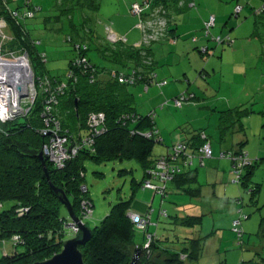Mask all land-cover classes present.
I'll use <instances>...</instances> for the list:
<instances>
[{
  "label": "trees",
  "instance_id": "obj_1",
  "mask_svg": "<svg viewBox=\"0 0 264 264\" xmlns=\"http://www.w3.org/2000/svg\"><path fill=\"white\" fill-rule=\"evenodd\" d=\"M145 2L151 3V6L145 9V15L151 14L159 6L167 11L170 17H167L170 34L172 31L170 22H173L170 9L180 0H146ZM263 5L264 1L253 10L255 16L264 17V11H260ZM27 6L25 4L22 10L11 12L7 8L6 0H0V19L6 21L13 36L11 41L3 40L2 52L5 54L6 50H9L6 53L10 52L9 54L15 56L20 55L21 52L27 53L35 73L37 91V98L29 114L9 122H0V243L4 247L10 246L9 250L5 248L0 264H33L37 261H44L59 253L63 243L67 241V220L62 216V210L65 207L59 200L60 194L57 195L48 183L43 165L38 158L51 140L44 136V130L58 126V135L66 139L65 146L68 148H75L79 143L82 145L81 143L85 142L82 149L64 169H58L50 160L46 164L52 184L66 193L76 215L84 222L92 218L94 214V206L85 183L87 162L104 164L116 161H136L144 176L140 184L132 180L133 188L148 189L144 188V184L146 181H151L158 187H165L162 190L158 189L159 192L153 190L155 194L165 198L172 184L176 190H181L192 198H198L200 190L193 187L198 182L197 173L190 170L191 166H186V163L188 157L202 158L201 149L210 140L203 131L191 134L190 139L182 141L187 148L185 154L175 161L174 153L171 151L173 146L169 148L164 145V141L159 142L161 140L159 134L151 138L145 137V133L157 130L153 113L141 115L136 111L134 94L129 88L138 84L145 87L158 83L154 78L153 44L147 47H136L128 41L126 44H109L106 34L104 36L95 34V23L92 19L90 20L85 10L98 12L99 3L96 0H74L72 5L65 0V5L60 6L56 3V6L63 12L62 14L70 19L72 34L66 38V42L72 45L75 56L70 61L65 79L60 76H50L45 71L37 72L32 62L35 44L30 42L21 24L22 20L30 19L25 16ZM239 6L242 8L240 13H235V7L232 18L240 17L244 8L242 5ZM78 9L83 14V21L80 24L74 22L71 17L72 12ZM13 13H17V16L13 17ZM35 17L36 15L33 18ZM205 24L204 31H206ZM215 26L216 21L211 30ZM211 30L210 35H205L207 39H211L217 45L227 42V39L220 36L222 42L219 43L217 41L219 36H213ZM204 48L207 49L208 56L213 54L212 50ZM91 53L94 55L91 56ZM44 54L38 53L36 56L43 67L46 63ZM81 57L90 67L76 68V60ZM103 63L110 65L105 66ZM70 73L71 76H69ZM113 75L116 77L114 78ZM121 76L126 78L125 82H121ZM133 77L136 80L140 79L135 84H131ZM62 85L65 87L58 95V88ZM186 93L191 95L189 92ZM51 96L56 97L57 102L53 101L52 108L46 116L49 117L50 122H46L42 118V113ZM252 112L249 108L243 110L241 107L230 110L224 113L227 117L231 116L227 121L225 120L224 126L228 124L227 130L236 126L243 129L244 115ZM92 114H104L105 116L104 128L106 130L99 136L91 133L89 119ZM128 114L134 115V118L124 119V116ZM225 116L221 119L224 120ZM157 145H162L166 150L165 153L157 154ZM229 153L233 161L232 172L237 179L234 159L238 155L247 153L243 150L235 154ZM164 159L172 168L170 169L172 179L169 181L161 177L163 171L158 168L159 163ZM255 165L256 163L251 161L239 174V184L247 190L253 188V196L260 190L259 186H250L252 168ZM96 175L103 177L102 174ZM83 186L87 187L86 192H83ZM86 201L92 208V214L85 217L82 202ZM133 202L134 195L129 200L117 203L100 225L91 228L92 236L86 246L81 248L86 264H129L137 247L134 242L136 231H141L145 235L143 244L138 246L145 250L141 264H159L154 259L155 254H159L157 257L165 258L164 264L199 263L204 241L208 237L187 238L183 240L182 247H173L168 238L157 239L155 235L149 234V226L152 222L150 210L142 214L149 224L145 229L137 228L129 216L130 212H134L132 211ZM160 215L172 219L174 225L186 228L202 225L203 220L201 216L191 215L171 217L165 210H161ZM146 236H151V239H147ZM148 243L149 247L145 249ZM19 246H22L24 251L19 252L17 250ZM252 261L247 263H257V260Z\"/></svg>",
  "mask_w": 264,
  "mask_h": 264
},
{
  "label": "rangeland",
  "instance_id": "obj_2",
  "mask_svg": "<svg viewBox=\"0 0 264 264\" xmlns=\"http://www.w3.org/2000/svg\"><path fill=\"white\" fill-rule=\"evenodd\" d=\"M56 1L46 0L42 2L41 0H32L34 5L35 3L40 6L43 5L44 9L39 11L35 18L20 22L30 42L35 44V54L32 56L35 70L37 72L45 71L50 76H60L65 79L70 61L75 56V51L72 45L66 42V38L72 34L70 19L67 15L62 14L61 9L56 6ZM67 1L71 5L73 4L72 0ZM96 1L99 5L102 3L98 12L85 11L89 15L90 20H98L100 22L98 30L104 36L106 34L105 24L108 21L106 19L118 11L119 4L123 3V0ZM6 2L8 10L11 12L22 10L26 4V0H6ZM53 5L57 10L52 13ZM121 13L123 14V11ZM73 15H76L77 18L74 22L83 21L79 20V16L82 15L79 9L74 10L71 17ZM125 15L126 17L129 16L130 19L134 18V22L137 21L135 16L133 17L129 13H125ZM167 17L170 18L169 15ZM130 19L128 18V20ZM232 19L231 22L237 25H243L245 22V20L236 19L235 17ZM109 26L111 25L109 24ZM218 27L215 26L211 30L213 36L217 35L215 31ZM260 31L264 33V28ZM244 33L245 30L243 28L240 31V35ZM217 36L220 37L221 35ZM4 37L10 38L9 41H11L13 38L12 32L7 25L4 27L0 23V45L3 43ZM225 37L226 35L223 38ZM197 38V36L191 37L188 44L194 46ZM234 38H240L239 33ZM193 39H196V41ZM237 42L239 44L237 48L240 49L242 54L245 51L248 53L244 59L243 55L238 58L239 61L243 59L242 62H239L242 64L231 66L226 63L227 66L222 70H218L220 69L219 64L222 58V55H220L221 50H230V47H227L228 45L225 47V44L217 45L216 42L210 41V43L214 44V49L219 47L221 49L216 56H212L213 54H210V56L202 55L201 49L204 47L198 48L199 53L193 47L187 45L186 50L176 62H169L168 66L163 67L166 71H172V73L177 75L168 78L170 79V84L168 85H173V89H170L171 86L164 87L155 95H153L155 92L152 91L144 92L142 86H138L141 87L139 89H142L140 91L135 86L130 87L129 90L134 94L136 111L142 115L154 113L155 123H157L160 130L166 129L171 134L173 132L182 133L184 137L203 130L209 136L214 148L218 143L221 112L238 106L255 111L250 117H246L243 120L246 127V135L243 137L241 133H237L234 136H230L235 141L233 139L234 142L231 145L229 144V147L236 148L242 140H246L247 143L243 152L248 154L251 161H255L257 158L262 159V162L258 161L256 168L257 178L250 183V186L256 183L260 185L256 199L252 200L249 190L245 189L241 184L235 183L236 176L232 174L231 168L228 167V162L230 161L221 159L216 154L212 159L206 160L207 166H202L201 163L197 162L198 159H195V164L198 163V180L203 188L202 196L199 198H192L182 191L176 190L172 185H170L169 194L165 198L155 194L150 189L133 188L132 180L134 179L140 184L144 176L136 161H116L104 164L87 162L85 165V183L88 187L89 198L94 206V214L92 218L85 220V225L90 228L100 225L114 205L123 200H129L134 195L133 211L136 210L138 203L152 205V208L149 209L152 214L149 234L155 235V238H168L171 246L180 248L183 246L184 239L208 237L204 241L198 264H243L255 258L264 259V154H261V151H264V114L261 113L264 112V44L260 41L256 43L252 38L248 37V33L243 40L239 39ZM8 51L6 50V52ZM6 52L5 54L8 55ZM23 53L21 52L20 54ZM38 53H46L47 58L44 67L36 59ZM93 55L91 53V56ZM6 57L8 58L9 56ZM225 61H229L227 57H225ZM103 65L109 66L110 64L103 63ZM30 67L32 68L31 65ZM184 69L190 71L191 92H195L197 98L190 104L192 106L189 105L191 103L189 102L185 103L182 109H179L173 103H168V101H172L176 97L174 95L180 93V91L183 92L187 86L183 76ZM156 72L158 73L160 70L157 69ZM26 88L30 96L22 99L23 101H21L20 105L24 110H29L24 114L25 116L32 111L33 104L30 101H32V95L36 92L35 87L33 88L28 84ZM191 92L189 93L193 94ZM161 150H163V146L157 145L156 153L158 154ZM258 151L259 155L255 158L254 153H258ZM217 156L219 161H217ZM218 162H221L220 166ZM195 164L191 166L193 170L197 167ZM96 174H102L103 177H99ZM218 174L220 181H217ZM213 191L215 194H213ZM227 192L228 194H226ZM227 198L228 200H226ZM161 210L167 211L171 217L175 215L180 217L187 215L201 216L203 217V223L189 229L176 226L173 224L172 219L160 215ZM62 216L66 218V223L70 224L66 208L62 210ZM238 219L242 220L239 228L243 230L244 234L241 238L233 227V222ZM261 224L263 226L259 232ZM67 234L66 240L73 237L69 228ZM144 236L143 232L136 231L134 242L137 247L143 244ZM222 236L224 239L220 243V237ZM146 237L148 239V236ZM5 248L9 250L10 246L4 247L0 243V258L3 257ZM17 250L22 252L24 248L19 246ZM158 255L155 254L154 256V259L157 260L156 262L164 264L165 258L163 256L162 258L157 257Z\"/></svg>",
  "mask_w": 264,
  "mask_h": 264
},
{
  "label": "crops",
  "instance_id": "obj_3",
  "mask_svg": "<svg viewBox=\"0 0 264 264\" xmlns=\"http://www.w3.org/2000/svg\"><path fill=\"white\" fill-rule=\"evenodd\" d=\"M41 1L45 2L46 0H41ZM72 1H74V0H72ZM145 1L146 0H123V3L119 4L118 11L106 19V20H108L107 24L109 23L112 26V29L115 31V33H118V35L121 34V35L126 36L128 38L129 44H137L140 41V35H141L140 30L135 27L136 24L138 23V21L140 20V17L131 13V7L135 3H144ZM263 1L264 0H180V2L177 5H173L170 9L171 16H172L171 20L173 22H170V26H171L172 31L169 34L168 38L166 40L159 42L157 44H154L152 46V53H153V57H154V61H155V69H154L155 74L157 73L156 72L157 69L160 70V72L157 73L156 81L162 82L163 84L161 86H158L157 84H153L152 86L149 87L148 90H146L142 84H138L135 87L137 88L138 86H142L144 88V92H148V91L149 92L150 91L155 92L153 95L158 94V91L162 90L164 87L171 86L170 89H173L174 88L173 85H168V84H170V79H168V78H172L170 76H177V75L175 73H172V71L171 72L166 71L165 69H163V67L168 66L167 64L169 62L170 63L176 62L177 59L179 57H181V55L186 50L187 45L190 47H193L198 52H199V50H198L199 47H207L210 50H214V51H212V53H213L212 56H216L217 53H219L221 50L220 47L214 49V44L210 43V41H212V40H209L204 36V24L212 16H214L216 18V26H219L215 31L216 34L221 35L222 38L226 35V37L224 39H227V42H225L224 44H225V47L227 45H228L227 47H230V50H227V51L221 50L220 55H222V58H221V62L219 64L220 69H218V70H222L225 66H227L226 63H229V65H231V66H237L239 64H242L239 62H242V60L246 57V55L248 53L245 51V53L242 54L240 49L237 48L238 47L237 45H239V44H237L238 43L237 41L239 39L243 40L245 38L246 34L248 33L249 38H252L256 43H258L260 41L263 44L264 33H262V31H260V30L264 28V17L260 18V17H257L253 14V10L255 8L259 7L263 3ZM61 4L65 5V1L64 0H57V5L60 6ZM35 5L40 9L39 11L44 9L43 5L40 6L37 3H35ZM237 5L238 6L242 5L244 8L241 12L240 17L236 18V19H240V20H245L243 25H240V24L237 25V24L231 22L233 20L231 17L233 10L235 9V7ZM101 6H102V3H100V5H99V10H100ZM54 10H57V9L53 5V7L51 9L52 13L55 12ZM121 11H123V14L122 13L120 14ZM125 13H129L133 17L135 16L137 21L134 22V18L130 19L129 16L126 17ZM128 18L130 20H128ZM76 19H77L76 15H73V21ZM79 20H83V14L79 16ZM81 22L82 21H78V24H80ZM94 23H95V26L94 25L93 26L96 29L95 34L103 36L102 33L98 30V25L100 24L99 21L98 20L94 21ZM243 28L245 30V33L243 35H245V36L240 35V31ZM238 33H239L240 38H238V39L234 38L235 35H238ZM193 36H197L198 38H197V42L195 43V45L191 46V44H188V41L190 43V38ZM141 37H142V35H141ZM233 47H234V49H233ZM173 51H175V53H173ZM44 55H46V53ZM204 55H207V54H204ZM242 55H243V59L241 61H239L238 58H241ZM225 57H227L229 61H225ZM46 58H47V56H46ZM211 62H212V60H211ZM189 74H190V71L188 69L187 70L184 69L183 76H184L185 81L187 82V86L186 87L184 86L185 88H184L183 92L180 91V93H177L176 95H174V96H176L175 98L179 97L181 94H184L186 92H191L192 88H190V85L192 82L190 80ZM173 78H175V77H173ZM139 88H141V87L137 88L138 91L142 90ZM191 93H193V94H191V95H193V98L185 102V103L191 102V103H189V105L192 104V102L197 98V94L195 92L192 91ZM173 100L168 101V103L174 104ZM184 104H183V106H184ZM183 106L181 108L176 107V106L175 107L182 109ZM190 106H192V105H190ZM238 108H240V106L235 107L234 109H228V110L221 112V118L225 116L224 113H226L230 110L238 109ZM241 108L243 110L247 109V108H244L242 106H241ZM251 110L252 109H250V111ZM254 112L255 111H253L252 113H254ZM261 113L264 114V112H261ZM251 114L244 115L243 120H245L246 117H250ZM259 114H260V112H259ZM230 117L231 116H229V117L225 116L224 120H222L220 118V125L218 128L219 137H218V143L216 144V147L215 148L213 147V143L210 140L207 142V144H210V146L212 148L213 156L216 154V155L220 156L221 159H227V161L229 160L230 162H228L229 163L228 167H230L231 170H233V168H232L233 167V161H232V159H230V153L229 152L235 154L236 152L243 150L247 141L242 140V142L239 143L238 147H236V148H234V147L230 148L229 147V144L231 145L235 141V139L230 138V136H234V134H237V133H241L243 135V137H244V135H246V127H245L244 121L242 122L243 129H239V127L236 126L235 128H233L231 130H227L228 124L226 123V125L224 126V123H225V120L227 121ZM222 124H223V127H222ZM155 126L157 128V131L159 132L160 137L164 141V145L166 147H169V148H171L172 146H174L175 144H177L179 142L190 139V137L192 136L190 134L189 136L184 137V135L182 133L179 134V133H175V132H173L171 134L166 129L160 130L157 123H155ZM233 139H234V141H233ZM165 151L166 150L163 147V150H161L158 154H163V153H165ZM219 153H221V155H219ZM261 154H264L263 150L261 151ZM258 155H259V151H258V153L257 152L254 153L255 158H257ZM218 156H217V161H219ZM212 158H210V159H212ZM195 159H198L197 162L201 163L202 166L208 165L206 160L209 158L201 159V158L193 157L192 165L195 164V162H196ZM202 161H204V164L202 163ZM258 161L262 162V159L257 158L254 161L256 163V165L254 168H252V176L250 178L251 180H256V178H257L256 168L258 166ZM218 163L220 166L221 162H218ZM195 166H197V167L194 169V171H196L197 179H198V163L195 164ZM191 169L192 168H190V170ZM232 174H234V173L232 172ZM218 178H219V174L217 176V181H220ZM254 185L259 186V189H260V185H258L257 183ZM254 185H253V187H256ZM193 187L198 188L200 190V196L199 197H201L203 188L200 185L199 180L196 184H194ZM248 190H249V193L251 194V199L252 200L256 199L257 194H255L253 196V188L248 189ZM213 194H215V192ZM226 194H228V192ZM229 195L233 196L231 194H229ZM154 197H155V195L153 196V199H154ZM226 200H228V198ZM151 206H152L151 204H147V203H138L136 210L134 212L144 214L150 209ZM234 212H235V208H234ZM202 223H203V220H202ZM262 226L263 225L261 224L259 232L261 231ZM183 228H186V227H183ZM209 237H211V236H209ZM223 239H224L223 236L220 237V240H221L220 243L223 242ZM253 260H257L258 262H264V259H259V258H257V259L255 258ZM250 261H252V260H250ZM246 263H243V264H246Z\"/></svg>",
  "mask_w": 264,
  "mask_h": 264
},
{
  "label": "built area",
  "instance_id": "obj_4",
  "mask_svg": "<svg viewBox=\"0 0 264 264\" xmlns=\"http://www.w3.org/2000/svg\"><path fill=\"white\" fill-rule=\"evenodd\" d=\"M27 9L25 12V16H27V18H33L36 13L40 10L36 5L33 4L32 0H27L26 1ZM193 5V4H192ZM32 6V8H30ZM151 6V3L149 2H144L142 4H133L132 8H131V12L132 14L139 16L140 20L139 22L136 24V28L139 29L141 31V40L135 44L136 47H141V46H150L154 43H159L162 42L164 40H166L169 36V20L167 18L168 14L167 11L161 6L155 8L151 14H147L145 15V9L149 8ZM241 6H237L235 9V13L238 14L241 11ZM260 11H264V5L261 7ZM13 16H17V13H13ZM1 20V24L2 26H6V22L3 21L4 19H0ZM215 21L216 18L214 16H212L209 21L205 24V35L208 36L210 35V30L211 28L215 25ZM105 33H106V40L109 44H117V43H122V44H126L128 39L126 36L123 35H118L117 33H115V31L111 28V26L106 25V29H105ZM70 39V38H69ZM4 40H10V38H5ZM194 41H196V39H193ZM3 41V40H2ZM217 41L219 43L222 42L221 37L217 38ZM2 43L0 45V60L2 62H4L5 64H15L17 60H21V59H26L28 62V67L25 68V70H29L30 71V80L28 83L23 82V80L21 79V75L17 76L18 73L22 72H15V71H10V70H5V71H1L0 72V122H9L14 120L15 118H17L20 115H24L25 113H27L29 110H24L20 105H21V101L23 100H19V94L18 91L16 89V83H14L13 86L8 85L7 81L10 78H16V79H20L21 82L24 84L25 89L28 90L26 88L27 84L32 86L33 88L35 87L36 89V84H35V73L33 71V68L30 67V60L29 57L27 55V53H23L20 55H12L9 54L6 55L2 52ZM201 52L203 54L207 53V49L206 48H202ZM22 55V56H21ZM5 56V58H4ZM6 56H9L8 58ZM19 57V58H18ZM4 59V60H2ZM76 68H80L83 67L86 69L89 65L87 63V61L84 58H78L76 60L75 63ZM90 67V66H89ZM17 73V74H15ZM4 77H3V76ZM6 75H11L8 78L6 77ZM13 75H16L15 77ZM69 76H71V73L69 74ZM113 77L115 78L116 75H113ZM122 77V76H121ZM120 77L121 82H125L126 78ZM154 78H156V74L154 75ZM140 78H138L136 80L135 77H133V79L130 81L131 84H135L136 82L139 81ZM46 84H48L46 82ZM163 83L162 82H158L157 85L161 86ZM42 86V85H41ZM63 87H65L64 85H62L61 87L58 88L59 93L63 92ZM149 85L145 86V89L148 90L149 89ZM15 90L14 92H12V90ZM7 90L10 91L11 94H9V98H6L5 93H7ZM28 92V91H27ZM12 95H16L17 97V103L14 104L13 99L10 98V96ZM30 96V95H28ZM27 96V97H28ZM25 97V98H27ZM53 96H51L50 101L46 102V109L43 111L42 113V118H44L46 120V122H50V120L48 119L49 117H46L47 114L49 113L50 109L52 108V103H56L57 99L56 97L52 98ZM37 98V91L35 92V94L32 95V98L30 101L32 104H34L35 100ZM193 95H188L187 93L181 94L179 97L175 98L173 100L174 104L176 107L181 108L183 106V104L192 99ZM24 99V98H23ZM54 101V102H53ZM133 119L134 115H126L124 116V119ZM153 118H154V113H153ZM90 122V127H91V133H93L95 136H99L103 133H105V128H104V122H105V116L104 114H92L90 116L89 119ZM49 126V125H48ZM58 131L59 128L58 126H56L54 129L48 128L47 130H44V136H47L49 138H51L50 143L48 145H46L44 147V149L42 150L43 154L45 157L48 158V160H50L53 164H55V166L58 169H64L66 167V163H68L76 154L77 152L82 149L83 144H85V142H82L80 145V143L74 148V147H66L65 143H66V139L59 136L58 135ZM159 134V132L157 130L154 129V131L151 132H147L145 133V137L147 138H151L153 137V135H157ZM159 140V138H158ZM187 148L186 145L183 142H179L177 144H175V147L172 148V152L174 153V157H175V161H178L180 159V156L182 154H185ZM201 154H202V158L201 159H205V158H211L213 155L212 152V148L210 146V144H205L203 146V148L201 149ZM188 162L186 163V166H192V159L193 157H188ZM235 164H234V171L237 175V179L235 180V183H240V172H242V169L244 167H246L247 165L250 164V159L248 158L247 154H242V155H238L235 157ZM159 170L163 171L162 174V178L166 179L167 181L171 180L172 176L170 174V169L171 166L165 162V159L162 160L159 165H158ZM179 170V169H178ZM174 172V171H172ZM144 188H148V189H152L156 192H159L160 190L164 189L165 187H158L154 184L151 183V181H146V183L144 184ZM83 192L87 191V187L83 186L82 187ZM160 189V190H158ZM82 207L84 209V216H89L92 214V208L90 207L89 203L86 202H82ZM130 216L131 219L133 221V223H135L137 225V228L139 229H145L146 226L149 224L148 220H146L142 214L137 213V212H130ZM242 219V218H241ZM241 219L235 220L233 222V227H234V231L238 233L239 237L241 238L243 236V230L241 228H239L241 225ZM83 221V220H82ZM84 222V221H83ZM71 230V232L74 235H77L79 233V229L77 227H70L69 228ZM148 239H151V236L148 237ZM149 247V243L146 244L145 249H147Z\"/></svg>",
  "mask_w": 264,
  "mask_h": 264
},
{
  "label": "water",
  "instance_id": "obj_5",
  "mask_svg": "<svg viewBox=\"0 0 264 264\" xmlns=\"http://www.w3.org/2000/svg\"><path fill=\"white\" fill-rule=\"evenodd\" d=\"M7 83L10 86H13L14 83H16L19 100H22L23 98L28 96V92L20 79L10 78ZM38 158L43 165L44 173L46 175L48 183L57 195L60 194L59 200L68 212L70 224H67V227H77L79 229V233L65 241L62 245V250L59 253L55 254L49 259H46L44 261H37L33 264H86L81 248L86 246V244L89 242L92 236V229L85 225L81 218L76 215L73 209V205L66 193L61 188H57L52 184L50 173L46 167L48 158L44 156L43 152L38 155ZM144 251L145 250L143 248L136 247L129 264H141L144 257ZM146 257L148 258V255H146Z\"/></svg>",
  "mask_w": 264,
  "mask_h": 264
},
{
  "label": "bare ground",
  "instance_id": "obj_6",
  "mask_svg": "<svg viewBox=\"0 0 264 264\" xmlns=\"http://www.w3.org/2000/svg\"><path fill=\"white\" fill-rule=\"evenodd\" d=\"M26 67H28V62H27L26 59L17 60L15 64H5L4 62H2L0 60V72L1 71H5V70H10V71L11 70L12 71H15L16 70L15 72L22 71V72L18 73L17 76L21 75L20 77L23 80V82L28 83V81L30 80V71L29 70H25ZM15 74H17V73H15ZM24 75H26V76H24ZM9 76H11V75H6L7 78ZM13 76L15 77L16 75H13ZM14 91L15 90L13 89L12 92H14ZM9 94H11V93H10L9 90H7V93H5L7 99L9 98ZM10 98L13 99L14 104L17 103V97H16V95L15 96L12 95V96H10ZM160 139L161 140H159V142L163 143L162 138H160ZM173 147H175V145Z\"/></svg>",
  "mask_w": 264,
  "mask_h": 264
},
{
  "label": "flooded vegetation",
  "instance_id": "obj_7",
  "mask_svg": "<svg viewBox=\"0 0 264 264\" xmlns=\"http://www.w3.org/2000/svg\"><path fill=\"white\" fill-rule=\"evenodd\" d=\"M252 264V263H251ZM253 264H260V262L257 261V263H253Z\"/></svg>",
  "mask_w": 264,
  "mask_h": 264
}]
</instances>
